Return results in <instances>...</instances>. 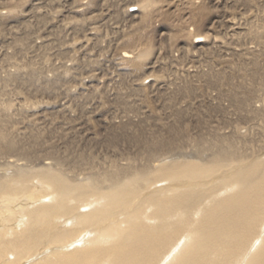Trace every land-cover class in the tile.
<instances>
[{
    "label": "bare ground",
    "instance_id": "bare-ground-1",
    "mask_svg": "<svg viewBox=\"0 0 264 264\" xmlns=\"http://www.w3.org/2000/svg\"><path fill=\"white\" fill-rule=\"evenodd\" d=\"M4 1L0 97L27 83L50 99L26 122L31 105L0 98V264H264V0ZM127 96L158 129L97 150L100 127L144 120L112 111ZM199 104L219 112L209 137L185 115ZM53 111L62 130L36 134ZM65 126L86 145H62Z\"/></svg>",
    "mask_w": 264,
    "mask_h": 264
},
{
    "label": "rangeland",
    "instance_id": "rangeland-1",
    "mask_svg": "<svg viewBox=\"0 0 264 264\" xmlns=\"http://www.w3.org/2000/svg\"><path fill=\"white\" fill-rule=\"evenodd\" d=\"M10 0H6L4 1L5 4H9ZM114 1V0H113ZM115 2V1H114ZM228 8H230V6L235 7L233 4H228L227 5ZM259 13V17H258V21L263 22L264 25V14L262 12H259V9L256 11V15L255 17L258 15ZM221 15V19L222 20V24L225 26L227 23V19L228 17L224 14H220ZM239 18L241 16H238ZM255 17H253L252 19H254ZM223 26V27H224ZM72 33V31H71ZM69 33V34H71ZM77 35V34H76ZM50 36H57V33L55 32L54 35L50 34ZM75 36V33L71 34L70 38H73ZM78 36V35H77ZM11 38V37H10ZM12 40H9V43ZM9 45L8 43H4L1 39H0V49H4L5 50V46ZM8 49H12V48H8ZM56 50V49H55ZM55 50H51L49 51L50 53H54ZM45 56V54H43ZM17 56V57H16ZM16 56H14V58H11L10 63L11 62H15L14 64H16V62H18L17 64H24V62L27 60V56L23 53H19ZM24 61V62H23ZM39 62L43 63L42 61H44V59L40 57V59H38ZM0 64H4L2 61L0 62ZM7 63H5L6 65ZM12 64V63H11ZM40 63L35 64V66H38ZM24 66V65H23ZM43 65H40V67H42ZM239 69V68H238ZM253 69V66H252ZM252 69H248V73H250L249 75L253 76V70ZM162 72H165V74L169 73L170 71L168 70H164ZM162 72H160L161 74H163ZM228 78H231V82L233 84L234 87H236L238 85V81L242 80V71L241 73L236 70L234 73H230L227 75ZM257 76H259L257 81H261L264 79V66L261 64L259 65V69H258V73ZM249 78V77H248ZM249 81V80H248ZM244 85H246L248 88H252L251 85L243 83ZM15 85V84H14ZM20 87L22 88V90L20 89ZM29 85H27V83L21 84L19 86L16 87L13 85H10L9 87L6 86V89L8 90V92L6 94L3 95V97L0 98H5L6 96H10L11 97V101L13 100L14 106L16 107L19 103H23L24 105L28 106L31 105V107H33V110L31 112V115L28 116V118L25 120L26 122H28L29 119L34 118L35 117V113H39V111H35L34 106L31 104L32 101H37V100H42V104L47 103V101H49L50 96H47V94L44 95H37V94H32L30 93L29 89H28ZM128 87V86H127ZM129 88V87H128ZM152 96V94L150 95V97ZM0 99V103L3 102L4 100ZM89 99L91 101H93L95 104H100L99 100L100 98L97 97H92L90 96ZM141 99L142 97L139 96H131L128 97L127 99L118 102V104H113L114 108L112 109V111H115L116 109L120 110L121 109H125V107L130 108L131 109H138L141 112H146L143 114L144 120L140 121L139 123H137L134 127H129V126H124L122 128H103L100 127L99 128V132L100 135L93 137V139H90L89 141H91L94 145L97 146V150H104L107 147H110L111 145L113 146H118V147H124L127 146L128 148H130L131 146H133L136 150L138 145H141L140 143L144 144L146 140H151L150 137H152V131L154 129H158L159 124L158 122H156L155 118V114H151L150 116L147 114L149 112H147L146 108H143V106H140L141 104ZM154 99V97H153ZM171 100V101H170ZM163 101L167 104V107L169 105V102H173L174 99L171 97H164ZM156 104H158V100L155 102ZM188 103V102H187ZM161 106V103H160ZM176 106H180V105H176ZM164 108L165 110H167V108L161 107V109ZM170 110H167V112ZM54 112V111H53ZM195 113V116L200 120V129L203 130L205 132L206 136H210V134H213V128L211 127V123H216L218 122V115L219 112L216 111L215 109L209 110L208 108L205 107V105L203 104H199V105H195L193 107H191L186 113L185 115H189ZM132 113V112H131ZM42 115V114H41ZM171 115L172 113L169 115L170 117H168L169 120H171ZM53 116L55 118V121L57 123H55V121H53V124H51V119H47L44 116L40 117V119L37 121L39 123V127H34V130H39L36 131L39 133H44L47 130V133L52 137L57 135L58 132H60L62 130L61 126H63V124L60 123V119H62V115L55 113L53 114ZM52 116V117H53ZM47 127V129H46ZM65 128H67L68 131H70L68 129V126H65ZM88 128V127H87ZM70 136H72V142L71 141H67V143L62 144V145H71L72 148L73 147H78L76 145L82 146L84 147L86 144V140L82 138L81 135H83L85 133L84 130H79V132L77 134H72V131H70ZM38 133V134H39ZM35 134V135H36ZM41 135L35 136L36 138H40ZM50 137V138H51ZM149 137V138H148ZM98 138V139H96ZM254 143H259L261 144V141H264V135H262V131H260L259 135H256L254 138ZM85 142H83V141ZM62 143V142H61ZM35 144V143H34ZM107 146V147H103V146ZM110 145V146H108ZM39 146V145H36ZM42 146V145H41ZM33 147H35V145H33ZM112 147V146H111ZM70 148V147H68ZM132 148V147H131ZM71 149V148H70ZM64 150H66V148H64ZM74 150V148L72 149ZM86 156H88V154H86ZM101 157L96 159V163L100 162Z\"/></svg>",
    "mask_w": 264,
    "mask_h": 264
}]
</instances>
